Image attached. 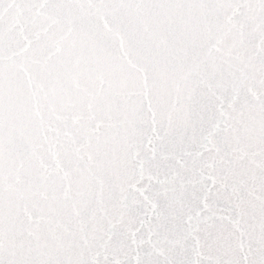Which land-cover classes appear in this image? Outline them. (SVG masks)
<instances>
[{
    "label": "snow or ice",
    "instance_id": "snow-or-ice-1",
    "mask_svg": "<svg viewBox=\"0 0 264 264\" xmlns=\"http://www.w3.org/2000/svg\"><path fill=\"white\" fill-rule=\"evenodd\" d=\"M0 264H264V0H0Z\"/></svg>",
    "mask_w": 264,
    "mask_h": 264
}]
</instances>
